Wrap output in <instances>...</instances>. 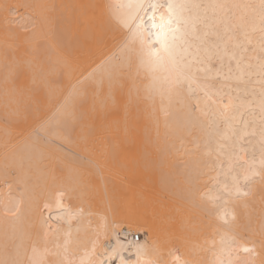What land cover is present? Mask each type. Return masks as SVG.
Returning <instances> with one entry per match:
<instances>
[{"label":"bare ground","instance_id":"bare-ground-1","mask_svg":"<svg viewBox=\"0 0 264 264\" xmlns=\"http://www.w3.org/2000/svg\"><path fill=\"white\" fill-rule=\"evenodd\" d=\"M259 3L0 0V264H264L259 18L215 7ZM129 4L173 5L178 69L147 63Z\"/></svg>","mask_w":264,"mask_h":264},{"label":"snow or ice","instance_id":"snow-or-ice-1","mask_svg":"<svg viewBox=\"0 0 264 264\" xmlns=\"http://www.w3.org/2000/svg\"><path fill=\"white\" fill-rule=\"evenodd\" d=\"M152 10L151 15L147 17L145 20L144 17L139 16L138 14L132 15L131 10L134 9H144V6L129 4L128 8L130 10L128 19L124 21V23L130 28H132V24L135 25V31L133 32V36L139 39L142 49L147 52V63L149 65L155 66H167L169 69H178L177 60L174 54V44L177 40L178 29L174 28L173 25L177 23V21L173 18V5L169 4L168 9L169 12L167 14L161 13L157 16L159 7L156 4H151L149 6ZM222 11L227 9V14H231V9L233 7L252 10V14L258 15L259 18V32H260V44H261V73H264V0H260L259 5H217ZM5 11L11 15L14 14L15 9L8 5L4 6ZM146 11V9H145ZM131 21V23H129ZM248 17L242 16L240 17V24L237 26V32L232 33L233 36L237 38V45L241 49L247 51L245 45L239 43L238 33L243 31V28L247 26ZM150 24V27L148 25ZM146 33V35H145ZM245 38L247 42L250 44L251 40L248 39V34L245 33ZM261 166L264 168V158L261 159ZM234 169H239L235 175H232L231 172L229 175L231 176V185L225 181V191L234 192L239 198L240 196H247L249 193L244 191L247 187L248 182L251 177L249 173L252 171L251 167L247 165V162L236 163ZM58 209H63V205L59 199L56 201L55 205ZM45 208H50V205L45 204ZM37 249L33 248V254H37ZM245 252L251 251V249L245 247ZM32 264H46L44 260H34ZM122 264L124 262L122 261ZM147 264H160L159 260H151L148 261ZM174 264H187L186 261L181 260L179 255L174 256Z\"/></svg>","mask_w":264,"mask_h":264},{"label":"built area","instance_id":"built-area-1","mask_svg":"<svg viewBox=\"0 0 264 264\" xmlns=\"http://www.w3.org/2000/svg\"><path fill=\"white\" fill-rule=\"evenodd\" d=\"M138 238H139V235H136V236L134 237V240L137 241Z\"/></svg>","mask_w":264,"mask_h":264},{"label":"rangeland","instance_id":"rangeland-1","mask_svg":"<svg viewBox=\"0 0 264 264\" xmlns=\"http://www.w3.org/2000/svg\"><path fill=\"white\" fill-rule=\"evenodd\" d=\"M140 234V233H139ZM139 238L141 239L142 238V235H139Z\"/></svg>","mask_w":264,"mask_h":264}]
</instances>
